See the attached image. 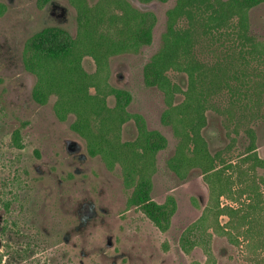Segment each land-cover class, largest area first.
<instances>
[{"label":"rangeland","instance_id":"1","mask_svg":"<svg viewBox=\"0 0 264 264\" xmlns=\"http://www.w3.org/2000/svg\"><path fill=\"white\" fill-rule=\"evenodd\" d=\"M125 1L153 17L150 42L110 56L102 80L111 90L107 107L124 106L119 143L146 140V177L92 154L75 116H57V95L34 92L36 40L56 46L73 38L75 8L67 0H0V264H264V1L237 0L248 38L236 19L206 32L194 23L189 64L200 67V137L211 176L175 162L185 147L165 116L170 94L144 74L177 0ZM176 26L190 24L182 17ZM81 67L97 71L90 55ZM166 76L178 105L189 76ZM225 207L239 211L230 219L219 212Z\"/></svg>","mask_w":264,"mask_h":264},{"label":"trees","instance_id":"2","mask_svg":"<svg viewBox=\"0 0 264 264\" xmlns=\"http://www.w3.org/2000/svg\"><path fill=\"white\" fill-rule=\"evenodd\" d=\"M67 1L76 10V35L56 46L42 42L39 39L41 36L37 38L30 56L31 68L37 77L34 92L45 100L53 93L57 95V116L60 119L69 114L75 116L73 128L85 139L92 154H101L108 163L117 161L139 177H146L152 166V156L144 146L146 140L140 139L134 146L119 143L120 125L125 120L122 118L124 106L107 107L106 97L111 90L102 80V71L110 56L136 52L150 42L153 25L149 21H153V17L134 9L125 0H97L93 5H88L86 0ZM1 10L0 6V13ZM182 17L189 22V27L176 26ZM167 18L159 51L145 65L146 84L170 94L165 116L170 118L169 124L176 135L183 136L181 139L185 147V153L182 147L179 148L175 162L185 164L186 168H199L206 176H211L209 173L214 168L200 137V129L205 122L201 99L205 94L202 91L197 94L196 91L195 73L200 67L194 62L189 64L196 32L194 23L200 21L203 32H206L227 27L236 19L240 32L248 38V14L237 0H177L168 11ZM253 45L255 48L260 46L257 41ZM84 55H90L95 60V74L82 70L81 58ZM168 70H181L189 76L186 97L178 105L171 104L172 92L175 91L170 88L166 76ZM90 88L95 89L94 94L89 92ZM188 150L191 151L189 156L186 154ZM251 154L249 158L256 160L254 152ZM215 187L219 188L217 182ZM238 211L232 207L219 209L230 219Z\"/></svg>","mask_w":264,"mask_h":264}]
</instances>
